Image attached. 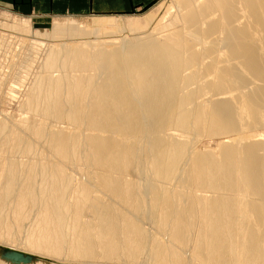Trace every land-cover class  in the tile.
I'll use <instances>...</instances> for the list:
<instances>
[{
  "label": "bare ground",
  "instance_id": "6f19581e",
  "mask_svg": "<svg viewBox=\"0 0 264 264\" xmlns=\"http://www.w3.org/2000/svg\"><path fill=\"white\" fill-rule=\"evenodd\" d=\"M177 3L165 37L50 49L31 118L0 120L1 238L56 257L264 264V142L216 156L176 133L264 127V0ZM31 212L42 229L13 234Z\"/></svg>",
  "mask_w": 264,
  "mask_h": 264
},
{
  "label": "rangeland",
  "instance_id": "374dc122",
  "mask_svg": "<svg viewBox=\"0 0 264 264\" xmlns=\"http://www.w3.org/2000/svg\"><path fill=\"white\" fill-rule=\"evenodd\" d=\"M176 3L177 0H157L143 10L124 15L46 16L30 13L27 7H22L20 12L10 0H0V120H6L12 125H22L31 118L32 115L25 109L24 103L33 92L36 79L45 73L43 65L50 49L63 44L65 47H89V44H93L96 47L112 49L127 38L133 40L165 37L174 31L172 21L180 15V8ZM17 22L27 26V29L24 26L21 28L19 24L14 27ZM95 29H98L97 33H94ZM91 37L94 40L92 43L89 42ZM44 120L52 127L56 124L54 119ZM58 125L69 131L74 130L69 124ZM176 133L181 139L191 140L197 150L214 151L216 156L225 142L233 141L239 136L246 141L264 142V127L259 124L246 126L242 135L234 133L224 137L207 134L195 136L180 131ZM250 224L257 225L254 222ZM40 229L42 228L38 225L37 213L31 212L21 224L13 225L11 232L26 236ZM146 229L152 233L158 230L152 222H148ZM96 249L98 251L95 256L56 257L31 249L23 240L0 237V262L34 264L42 260L45 264H168L150 257L146 252L142 253L140 259L132 261L120 256L113 258L100 248Z\"/></svg>",
  "mask_w": 264,
  "mask_h": 264
},
{
  "label": "crops",
  "instance_id": "0c3cea01",
  "mask_svg": "<svg viewBox=\"0 0 264 264\" xmlns=\"http://www.w3.org/2000/svg\"><path fill=\"white\" fill-rule=\"evenodd\" d=\"M157 0H10L21 11L50 15H124L143 10ZM11 4V5H12Z\"/></svg>",
  "mask_w": 264,
  "mask_h": 264
}]
</instances>
